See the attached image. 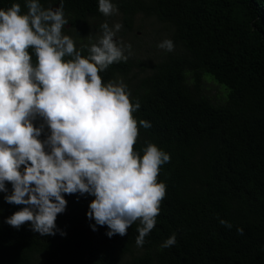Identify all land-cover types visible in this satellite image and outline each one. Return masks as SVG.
I'll return each mask as SVG.
<instances>
[{
	"label": "trees",
	"instance_id": "obj_1",
	"mask_svg": "<svg viewBox=\"0 0 264 264\" xmlns=\"http://www.w3.org/2000/svg\"><path fill=\"white\" fill-rule=\"evenodd\" d=\"M111 2L125 30L136 15L153 17L174 44L146 66L145 77L126 79L135 66L129 58L99 73L104 83L122 79L131 102L140 104L132 114L139 129L134 150L142 156L151 143L170 156L157 177L166 195L156 225L143 246L135 243L139 221L127 235L109 238L106 225L86 216L93 196L62 194L67 204L55 235L41 236L30 223L19 229L5 223L24 207L4 200L12 190L6 183L0 264H264V0ZM13 3L27 13L25 0H0V9ZM39 3L57 8L61 0ZM63 11L76 49L87 56L89 22L105 17L98 0H63ZM207 84L218 93L206 94ZM141 120L151 127L140 126ZM47 134L45 127L39 139ZM172 234L175 245L162 248Z\"/></svg>",
	"mask_w": 264,
	"mask_h": 264
},
{
	"label": "clouds",
	"instance_id": "obj_2",
	"mask_svg": "<svg viewBox=\"0 0 264 264\" xmlns=\"http://www.w3.org/2000/svg\"><path fill=\"white\" fill-rule=\"evenodd\" d=\"M25 2L26 14L18 3L0 9V192L8 193L11 184L4 200L24 206L5 223L17 229L30 223L41 236L55 235V220L67 204L62 194H88L94 199L87 218L106 225L109 238L127 235L139 221L135 243L143 246L166 195L157 177L170 156L151 143L142 156L134 150L139 129L132 114L140 104L131 102L122 81L104 83L99 74L128 59L131 45L115 40L122 24L102 23L101 36L84 46L83 56L63 32V0L55 9L39 0ZM98 11L105 17L118 13L111 0H98ZM157 47L174 50L170 39ZM139 125L151 127L144 120ZM175 243L172 234L161 247Z\"/></svg>",
	"mask_w": 264,
	"mask_h": 264
},
{
	"label": "rangeland",
	"instance_id": "obj_3",
	"mask_svg": "<svg viewBox=\"0 0 264 264\" xmlns=\"http://www.w3.org/2000/svg\"><path fill=\"white\" fill-rule=\"evenodd\" d=\"M105 22L108 23L110 27L116 23L122 24V14L118 11L117 14L104 17L101 20L89 22L88 34L91 37V43H95L99 39L102 34L100 25ZM63 32L65 35L70 36L73 33V29H71L70 25L67 24L65 25ZM165 39H168L166 25L156 22L153 17L136 15L133 18L130 30H125L122 24L121 30L116 33L115 40L121 42L123 45H131L130 50L126 49L125 55L128 56V58L131 59L132 63L135 65L131 72L126 76L127 80L130 79L134 81L135 79L145 77L149 74L150 71L146 66L152 65L157 54L165 51L157 47V45ZM138 63L143 64V67L141 68ZM114 81L123 80L115 78ZM205 88V93L209 96H213L215 93H218V90L210 84H207ZM137 251H140V249H135L134 252ZM35 264L42 263L37 260Z\"/></svg>",
	"mask_w": 264,
	"mask_h": 264
}]
</instances>
